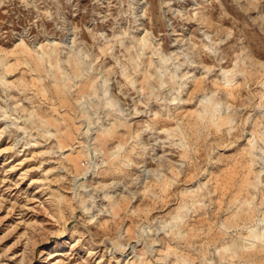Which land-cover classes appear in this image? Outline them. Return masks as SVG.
<instances>
[{"label": "rangeland", "instance_id": "obj_1", "mask_svg": "<svg viewBox=\"0 0 264 264\" xmlns=\"http://www.w3.org/2000/svg\"><path fill=\"white\" fill-rule=\"evenodd\" d=\"M0 264H264V0H0Z\"/></svg>", "mask_w": 264, "mask_h": 264}]
</instances>
